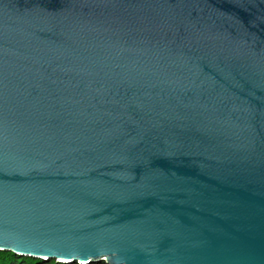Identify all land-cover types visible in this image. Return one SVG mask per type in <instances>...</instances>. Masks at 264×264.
Wrapping results in <instances>:
<instances>
[{"label": "water", "instance_id": "obj_1", "mask_svg": "<svg viewBox=\"0 0 264 264\" xmlns=\"http://www.w3.org/2000/svg\"><path fill=\"white\" fill-rule=\"evenodd\" d=\"M0 251L264 264V0H0Z\"/></svg>", "mask_w": 264, "mask_h": 264}, {"label": "trees", "instance_id": "obj_2", "mask_svg": "<svg viewBox=\"0 0 264 264\" xmlns=\"http://www.w3.org/2000/svg\"><path fill=\"white\" fill-rule=\"evenodd\" d=\"M0 264H62V263H58L54 260L42 261L40 259H34L30 257H20L10 251H0ZM95 264H105V263H95Z\"/></svg>", "mask_w": 264, "mask_h": 264}]
</instances>
